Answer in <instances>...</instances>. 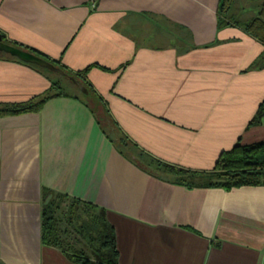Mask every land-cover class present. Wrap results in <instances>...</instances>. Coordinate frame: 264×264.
Returning a JSON list of instances; mask_svg holds the SVG:
<instances>
[{"label": "crops", "instance_id": "crops-1", "mask_svg": "<svg viewBox=\"0 0 264 264\" xmlns=\"http://www.w3.org/2000/svg\"><path fill=\"white\" fill-rule=\"evenodd\" d=\"M218 1L0 0V34L86 70L95 106L135 153L206 172L220 152L264 139V118L246 128L264 96V68L252 65L263 47L233 22L261 0H233L225 16ZM50 85L0 58V105ZM90 106L61 95L0 116V264H74L41 244L43 188L105 210L118 264L263 263L264 185L189 188L148 172L116 150Z\"/></svg>", "mask_w": 264, "mask_h": 264}, {"label": "trees", "instance_id": "trees-1", "mask_svg": "<svg viewBox=\"0 0 264 264\" xmlns=\"http://www.w3.org/2000/svg\"><path fill=\"white\" fill-rule=\"evenodd\" d=\"M232 2L233 0H219L217 13L225 16ZM233 22L262 45V52L252 65L264 68V0L260 1L258 11L254 16ZM228 23L224 22V24ZM1 36L4 42L13 44L7 41L2 34ZM18 47L28 50L21 46ZM28 51L33 52L32 50ZM0 58L21 62L4 53H0ZM45 59L65 72L64 78L67 79L68 84H63L62 76L56 73L25 63L43 72L50 78L51 85L44 93L26 102L0 105V116L36 112L49 98L73 95V97L81 98L86 104L91 105L92 111H97L101 128L116 150L148 172L157 175L158 172L170 173L174 177V183L189 188L220 187L228 190L240 186L264 185V139L245 144L237 143L230 149L220 152L213 168L206 172L189 171L152 159L147 161L140 152H134L133 146L120 132L108 110L103 105L98 108L95 106L100 104V101L84 78L86 70L75 72L57 62ZM70 77L80 81L87 88V94L81 93ZM64 86L72 88L73 91L65 89ZM263 118L264 96L246 128L259 125ZM40 240L42 245L59 250L74 264H118L114 230L106 219L105 210L97 205L83 202L48 188L41 190ZM262 264H264V259Z\"/></svg>", "mask_w": 264, "mask_h": 264}, {"label": "water", "instance_id": "water-1", "mask_svg": "<svg viewBox=\"0 0 264 264\" xmlns=\"http://www.w3.org/2000/svg\"><path fill=\"white\" fill-rule=\"evenodd\" d=\"M0 53L7 54L10 57L16 58L17 60L24 62V63L36 65L51 73H56L62 77L65 76V72L60 67L56 66L54 63L46 60L45 58H42L41 56L31 51H28L18 46H15L13 44L4 42L1 34H0ZM70 80L73 82L75 86H77L78 90L81 93L87 94L88 92L87 88L83 84H81L80 81L72 77H70Z\"/></svg>", "mask_w": 264, "mask_h": 264}, {"label": "rangeland", "instance_id": "rangeland-1", "mask_svg": "<svg viewBox=\"0 0 264 264\" xmlns=\"http://www.w3.org/2000/svg\"><path fill=\"white\" fill-rule=\"evenodd\" d=\"M243 1H244V0H237L238 4H241V3L243 4ZM246 9H249V8L246 7ZM252 15H254V13H253ZM61 78H62V80H63V81H62L63 84H68V82L66 81L67 79L65 80L64 77H61ZM64 88L67 89V90H71V91H73V89L70 88V87L64 86ZM71 91H70V92H71Z\"/></svg>", "mask_w": 264, "mask_h": 264}]
</instances>
